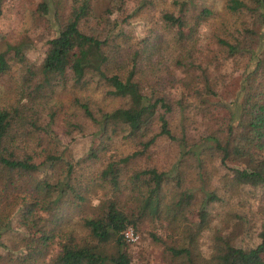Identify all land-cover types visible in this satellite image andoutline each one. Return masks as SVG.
Instances as JSON below:
<instances>
[{"label":"trees","instance_id":"16d2710c","mask_svg":"<svg viewBox=\"0 0 264 264\" xmlns=\"http://www.w3.org/2000/svg\"><path fill=\"white\" fill-rule=\"evenodd\" d=\"M129 1L40 0L56 21L40 61L0 50L1 248L17 230L0 264H136L123 232L146 220L167 264H264V226L254 247L215 232L205 258L193 250L212 204L264 188V0ZM136 16L142 37L125 29ZM59 111L65 135H90L83 156L57 140Z\"/></svg>","mask_w":264,"mask_h":264},{"label":"rangeland","instance_id":"374dc122","mask_svg":"<svg viewBox=\"0 0 264 264\" xmlns=\"http://www.w3.org/2000/svg\"><path fill=\"white\" fill-rule=\"evenodd\" d=\"M39 2L40 0H2L0 2V50L4 49L7 43H22L21 52L29 62L35 64L40 61L46 48V40L52 36L56 24L52 15H40L38 13L37 5ZM125 4L126 8H129L131 2L126 0ZM144 20L141 16L131 18L125 25V29L132 36L142 37L146 33L148 25ZM206 30L202 27L200 34L205 36ZM224 70L225 72L229 71V67L226 65ZM230 75L227 98L234 92L237 81L236 73L232 72ZM10 82L6 76L0 75L1 96H3L1 92L12 88ZM68 97L69 95L65 92L59 96L64 108L67 107ZM61 118H63V113L59 111L55 123L52 125L57 140L61 142L62 146H65L66 151L73 157L83 156L90 143V135L86 133L85 136L76 133L72 137L65 135L64 127L60 122ZM111 144L112 151L117 154L126 153L129 149L128 142L124 140L115 139ZM163 147H165L163 141H158L155 147L158 159L163 158L165 155L162 150ZM66 155L68 156V154ZM167 155L172 156L171 153ZM220 170L221 172L224 171V169ZM214 181L217 185L218 180L214 179ZM209 212L211 221L207 228L203 229L198 235L193 249L201 258H205L209 254L211 244L215 242L216 236L221 237L220 244L222 247L225 245H233L243 249L254 247L259 242L258 233L264 226V188L242 187L239 195L212 204ZM196 216L195 209L187 214L188 219L191 221H195ZM76 219V216L73 215L69 219L70 223L75 222ZM75 226L76 224L73 223V227ZM15 227L14 220L11 229L2 235L1 240L4 248L0 247L1 259L6 249L11 246L10 240L17 236ZM149 232H156L162 237L164 236L162 228L147 220L144 221L133 232L136 239L131 242L126 241L129 259L136 264H167L162 247L151 243ZM215 232H217L216 236H214Z\"/></svg>","mask_w":264,"mask_h":264},{"label":"built area","instance_id":"2783aa9c","mask_svg":"<svg viewBox=\"0 0 264 264\" xmlns=\"http://www.w3.org/2000/svg\"><path fill=\"white\" fill-rule=\"evenodd\" d=\"M123 236L127 242L134 241L136 239V235L133 234V231L130 227H127L123 232Z\"/></svg>","mask_w":264,"mask_h":264}]
</instances>
